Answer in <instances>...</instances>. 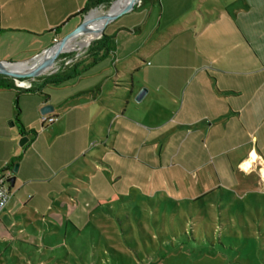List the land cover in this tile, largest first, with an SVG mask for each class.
<instances>
[{"label": "crops", "instance_id": "1", "mask_svg": "<svg viewBox=\"0 0 264 264\" xmlns=\"http://www.w3.org/2000/svg\"><path fill=\"white\" fill-rule=\"evenodd\" d=\"M87 2L0 0V60H32L51 47L55 37L62 39L79 26ZM247 10L253 13L243 18ZM106 28L107 39L98 40L64 73L22 79L29 85L25 87L16 80L10 87L0 85V173H9L12 193L0 215L1 264H22V258L26 264H59L61 255L49 257L44 249L54 254L64 248L70 257L55 230L66 223L76 235L66 232L64 237L74 239L82 226H93L106 239L90 219L98 205L91 207L83 199L93 185L102 188L99 179L92 182L91 168L95 174L107 173L109 165L82 153L93 156L99 151V156L108 158L121 152L123 144L115 136L109 138L112 145L103 144L111 123L124 124L128 108H143L134 105L126 85L136 75L140 86L149 90L142 101L173 106L171 113L178 121L171 125L172 132L187 130L190 148H198L190 153L197 156L189 166L195 170L193 180L180 178L174 183L180 193L190 192L184 197L203 202L218 196L214 192L219 186L246 185L251 190L260 181L264 0H144ZM47 104L54 107L48 114L58 119L42 128L41 107ZM25 137L28 141L23 144ZM134 144L151 151L156 141L140 137ZM50 193L60 199L49 200ZM222 193L219 204L233 207L234 197ZM38 223L48 224L51 234L41 232ZM119 245L110 250L111 262L132 256L131 250ZM148 262L140 264L160 263Z\"/></svg>", "mask_w": 264, "mask_h": 264}, {"label": "rangeland", "instance_id": "2", "mask_svg": "<svg viewBox=\"0 0 264 264\" xmlns=\"http://www.w3.org/2000/svg\"><path fill=\"white\" fill-rule=\"evenodd\" d=\"M139 4L141 1L137 2L136 7ZM109 9L105 6L94 8L92 13H86L90 14L88 20H99ZM252 13L247 10L242 17H250ZM92 15L95 18L91 19ZM102 35L91 39L92 42L90 40L83 48L71 50L78 56L73 65L86 57L94 41ZM86 37L87 33L82 34L68 44L79 47ZM133 81L129 80L126 85L136 103L134 105L143 108L140 111L128 108L124 124L121 122L119 125V121L117 124L111 123L107 128L108 138L105 137L103 144L112 145L113 140L109 141V138L115 136L118 144H123L121 152L117 155L110 153L108 158L99 156V151H95L93 156L89 151L82 153L93 157V161L109 165L107 173L95 174L91 168L92 182L96 183L99 179L102 188L93 185L90 195L83 199L91 207L98 205L90 219L99 226L106 239L97 234L93 226L84 228L82 225L81 235L72 239L68 235L76 234L66 223L63 228L55 230L61 244H66L70 257L64 248L56 250L57 254L51 253L48 248L44 249L47 255L56 258L61 255V258H57L59 264H140L146 260L148 263L159 261V264H264V168L261 171L263 176L259 175V183L251 186V190L244 188L246 185H234L231 188L219 186L214 192L218 196H208L203 202L201 199L184 197L190 192L180 193V186L174 183L180 178L187 182L193 180L195 170L189 166L193 159L196 162L197 156L190 153H197L198 148H190L187 140L190 133L187 130L176 134L172 132L171 125L178 121L176 115L171 113L173 106L159 107V104H149L147 100L135 102V95L144 87L140 86L141 78L137 75ZM140 137L145 142L154 138L156 144L151 145V151L134 144ZM252 161L253 158L249 162ZM223 191L235 198H231L233 207L227 203L219 204ZM67 193L77 196L75 192ZM58 196L50 193L47 198L52 200ZM225 210L230 212L227 214ZM38 226L46 236L51 234L52 229L48 224L38 223ZM66 232L68 235L64 237ZM45 242L51 243L47 239ZM117 245L121 250H131L132 256L123 261L113 259L111 262L113 256L110 250ZM31 251L37 253L38 260L42 259L39 251ZM3 259L7 260L5 257ZM21 263L26 264V260L22 258Z\"/></svg>", "mask_w": 264, "mask_h": 264}, {"label": "water", "instance_id": "3", "mask_svg": "<svg viewBox=\"0 0 264 264\" xmlns=\"http://www.w3.org/2000/svg\"><path fill=\"white\" fill-rule=\"evenodd\" d=\"M139 0H133L132 3H130L128 6L124 7L122 10L118 11L117 13H113L110 11L111 7H110L109 11L106 14H103L99 20H96L94 22H90L87 21L88 20V16L84 17V19L81 21V23L79 24V26L74 29L70 34H67L66 36H64L62 39H59L58 42L54 43L51 47L43 50L40 54H38L37 56H35L32 60H28V61H23V62H17V61H2L0 60V74L4 75V76H10V77H15L16 79H25V78H34L36 76H40L42 73L46 72V70H48V68L51 66V64L53 62H55L56 58L58 57L59 53L62 52V47L68 43L70 40L76 39L78 38L80 35L82 34H86L88 32L92 31V28L94 27V23H102V29H101V33L104 34V29L107 27V25L109 23H111L112 21H115L118 17L120 18L121 16H123L124 14L130 12L131 10H133L136 7V4ZM91 12V11H89ZM39 58H42L41 61H39V63L32 68H28V69H17L14 65L15 64H19V63H25V62H33ZM149 90L147 88H142L141 91L139 92V94L136 95L135 100L140 102L143 100V98L148 94ZM54 110L53 105L51 104H47V105H43L41 107V113H43V115L48 114L50 112H52ZM28 141V137H25L23 139V144L26 143ZM18 164H15L14 167V172L18 171ZM9 181L12 182V184H14L15 179L14 178H10Z\"/></svg>", "mask_w": 264, "mask_h": 264}, {"label": "built area", "instance_id": "4", "mask_svg": "<svg viewBox=\"0 0 264 264\" xmlns=\"http://www.w3.org/2000/svg\"><path fill=\"white\" fill-rule=\"evenodd\" d=\"M92 12H93V9L89 13H92ZM89 15L90 14H85V17H87ZM78 38H76L75 40H77ZM58 41H59V39L57 37H55L54 42L56 43ZM72 49H76V48L62 50V52L59 53L58 57L56 58L55 62H53L51 64V66L48 68V70H46V72H44L42 74L49 76V75L61 73V72L65 71V69H67L71 65H73V63H76V61H77L76 58L78 56L75 55L73 51H71ZM42 74L40 76H42ZM32 79H34V78H32ZM16 81L19 83V85L21 87H23V86L25 87V85L29 86V85L25 84V82H26L25 80L17 79ZM56 119H58L57 116L50 115V114H46V115L42 114V117L40 119L42 128H45L48 125L52 124L54 121H56ZM8 175H9V173L4 172V171L0 173V215H1L2 211L4 210V208L6 207V204L9 203V201L12 197V193L10 191L11 189L8 185V177H9ZM263 178H264V176H263Z\"/></svg>", "mask_w": 264, "mask_h": 264}, {"label": "bare ground", "instance_id": "5", "mask_svg": "<svg viewBox=\"0 0 264 264\" xmlns=\"http://www.w3.org/2000/svg\"><path fill=\"white\" fill-rule=\"evenodd\" d=\"M133 0H118L114 6L111 7L110 11L113 13H117L118 11L122 10L124 7L128 6L130 3H132ZM95 18L94 15H92L91 19ZM90 21V20H87ZM91 22V21H90ZM101 29H102V23H94V27L92 28L91 32L87 33V37L85 38V40L82 41L81 46L76 47L75 45H69L68 43H66L61 49L62 50H67V49H71V48H83L85 47L91 39H93L94 37L98 36L101 34ZM92 42V40H91ZM42 58H39L33 62H25V63H19V64H15L14 66L17 69H28V68H32L35 67L39 61H41Z\"/></svg>", "mask_w": 264, "mask_h": 264}, {"label": "trees", "instance_id": "6", "mask_svg": "<svg viewBox=\"0 0 264 264\" xmlns=\"http://www.w3.org/2000/svg\"><path fill=\"white\" fill-rule=\"evenodd\" d=\"M115 0H88L87 2V5H85L84 9H82L81 12H84V13H88L89 11H91L92 9L94 8H97L99 6H105V8H108V7H111L113 5ZM142 2H144V0H139ZM116 3V2H115ZM114 3V4H115ZM114 6V5H113ZM103 40V39H107V36H106V33H104L98 40ZM97 40V41H98ZM97 41H94L93 45L97 42ZM92 45V47H93ZM65 71L61 72V73H64ZM60 73V74H61ZM16 78L15 77H10V76H4L2 74H0V85L1 86H5V87H10L12 86V82L10 81H13L15 80ZM17 80V79H16Z\"/></svg>", "mask_w": 264, "mask_h": 264}]
</instances>
